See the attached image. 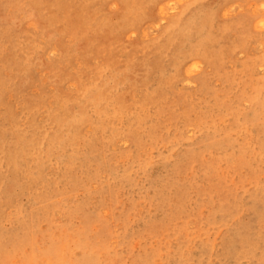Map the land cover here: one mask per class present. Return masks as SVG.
<instances>
[{
	"label": "rangeland",
	"instance_id": "1",
	"mask_svg": "<svg viewBox=\"0 0 264 264\" xmlns=\"http://www.w3.org/2000/svg\"><path fill=\"white\" fill-rule=\"evenodd\" d=\"M0 264H264V0H0Z\"/></svg>",
	"mask_w": 264,
	"mask_h": 264
},
{
	"label": "bare ground",
	"instance_id": "2",
	"mask_svg": "<svg viewBox=\"0 0 264 264\" xmlns=\"http://www.w3.org/2000/svg\"><path fill=\"white\" fill-rule=\"evenodd\" d=\"M161 6H162V5H161ZM159 11H161V10H159ZM159 11H158V12H159ZM163 11H164V10H163ZM163 11H162V13H163ZM160 13H161V12H160ZM166 14H167V13H166ZM262 21H263V20H262ZM155 28H157V27H155ZM142 30H143V29H142ZM145 30H146V29H145ZM132 32H133V31H132ZM145 32H146V31H145ZM147 32H148V31H147ZM147 32H146V33H147ZM133 33H134V32H133ZM142 33H143V32H142ZM129 34H130V32H129ZM143 35H144V34H143ZM127 37H128V36H127ZM197 63H198V62H197ZM198 65H199V64H198ZM127 79H128V78H127ZM127 79H126V80H127ZM127 81H128V80H127ZM186 81H187V80H186ZM74 84H75V83H74ZM116 142H117V141H116Z\"/></svg>",
	"mask_w": 264,
	"mask_h": 264
}]
</instances>
